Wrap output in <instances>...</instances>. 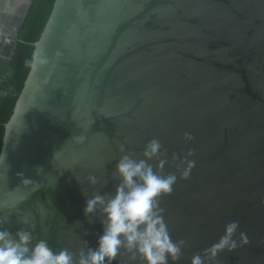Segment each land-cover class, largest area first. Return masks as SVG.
<instances>
[{
	"label": "water",
	"instance_id": "obj_1",
	"mask_svg": "<svg viewBox=\"0 0 264 264\" xmlns=\"http://www.w3.org/2000/svg\"><path fill=\"white\" fill-rule=\"evenodd\" d=\"M32 3L0 0V60ZM153 138L165 173L173 153L194 152L188 179L161 198L172 239L187 242L168 264H191L230 221L250 243L205 264H264V0H56L5 125L3 228L34 224L33 244L54 251L95 249L103 227L98 214L88 223L86 197L114 192L119 145L140 158ZM112 264L138 262L122 250Z\"/></svg>",
	"mask_w": 264,
	"mask_h": 264
},
{
	"label": "clouds",
	"instance_id": "obj_2",
	"mask_svg": "<svg viewBox=\"0 0 264 264\" xmlns=\"http://www.w3.org/2000/svg\"><path fill=\"white\" fill-rule=\"evenodd\" d=\"M183 138L191 141L194 137L185 132ZM119 151L122 155L112 172V179L117 182L114 192L103 195L96 192L91 197L85 196L83 212L88 223H93L91 217L98 214L103 227L95 249L86 247L76 253L68 249L54 251L45 239L36 240L33 244L34 236L29 229H34L35 225L18 229L13 235L3 228L8 223L5 216L0 217V264H112L122 250L129 260L138 264H168L169 259L179 261L187 242L172 239L160 203L163 196L172 193L178 178L188 179L195 167V161L188 159L194 155L193 150L183 156L173 153L171 161L176 171L169 173L164 172L165 165L169 163L167 149L156 138L145 144L140 158L127 151L123 144L119 145ZM37 171L41 169L38 167ZM17 175L22 176L20 173ZM87 179L93 185L98 183L95 176L90 175ZM23 182L32 181L24 179ZM19 223L27 224L28 221L21 218ZM238 227V221L227 223L218 241L205 249L203 254H194L191 264H205V258L214 261L224 250L231 252L249 244L244 232L239 233V242L234 239Z\"/></svg>",
	"mask_w": 264,
	"mask_h": 264
},
{
	"label": "trees",
	"instance_id": "obj_3",
	"mask_svg": "<svg viewBox=\"0 0 264 264\" xmlns=\"http://www.w3.org/2000/svg\"><path fill=\"white\" fill-rule=\"evenodd\" d=\"M56 0H33L25 18L11 60H0V154L3 147L5 125L14 114L15 106L23 92L31 71L35 43L53 11Z\"/></svg>",
	"mask_w": 264,
	"mask_h": 264
},
{
	"label": "flooded vegetation",
	"instance_id": "obj_4",
	"mask_svg": "<svg viewBox=\"0 0 264 264\" xmlns=\"http://www.w3.org/2000/svg\"><path fill=\"white\" fill-rule=\"evenodd\" d=\"M10 25L13 24V22L9 23ZM12 26V25H11ZM12 27L9 28V30L11 31ZM20 31V30H19ZM18 37V36H17ZM16 40V38H14Z\"/></svg>",
	"mask_w": 264,
	"mask_h": 264
}]
</instances>
